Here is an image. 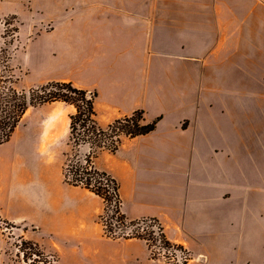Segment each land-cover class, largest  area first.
I'll list each match as a JSON object with an SVG mask.
<instances>
[{
	"label": "crops",
	"instance_id": "obj_1",
	"mask_svg": "<svg viewBox=\"0 0 264 264\" xmlns=\"http://www.w3.org/2000/svg\"><path fill=\"white\" fill-rule=\"evenodd\" d=\"M114 2L77 22V86L97 95L102 127L136 111L158 123L94 167L119 183L128 220H157L190 262L243 260L264 247V0H191L196 13ZM9 145L0 146V220L22 240L58 264H164L143 239L105 235L100 197L41 168L29 178ZM7 249L0 226V264H16Z\"/></svg>",
	"mask_w": 264,
	"mask_h": 264
},
{
	"label": "rangeland",
	"instance_id": "obj_2",
	"mask_svg": "<svg viewBox=\"0 0 264 264\" xmlns=\"http://www.w3.org/2000/svg\"><path fill=\"white\" fill-rule=\"evenodd\" d=\"M131 1L133 8H139L141 0ZM164 1L166 13L178 10L181 13H196V7L190 5L191 0H187L185 6L176 4L179 0ZM115 5H119V2L116 4L114 0H0V46L10 41L8 36L11 31L17 30L11 48L13 87L19 92H29L51 82H71L79 88L76 80L79 75V51L83 46L78 42L77 22L82 16L108 14L110 7ZM75 113L73 106L63 102L29 109L9 141L11 145L6 155H14L15 163L26 169L29 178L37 177L38 169L41 168L45 175L64 181V174H69L75 165L76 154L88 156L91 151L90 146L74 149L70 143V116ZM103 152L109 151L103 149L99 151V155ZM35 168L37 170H34ZM99 222L102 223L100 220ZM2 223L4 222L0 220V226L9 228L6 231L7 235L16 233L14 240H9L6 235L10 249L7 250L8 253H12L10 255L12 261L24 264L17 251V245L19 246L17 241L20 240L17 230H11L14 226L12 224ZM118 231L121 229L116 230ZM132 231H139L144 238L151 240L149 245L153 259L164 264H177L174 261L175 251L163 248L159 241H156L157 237L150 236V232L146 233L136 227L126 232ZM42 252L55 256L58 261L57 254L46 253L44 250ZM26 257L24 260L28 263L30 256ZM32 264H37V261ZM188 264L213 263H208L202 258L198 259L197 263ZM227 264H264V247L254 248L252 254L246 255L243 260L230 261Z\"/></svg>",
	"mask_w": 264,
	"mask_h": 264
},
{
	"label": "trees",
	"instance_id": "obj_3",
	"mask_svg": "<svg viewBox=\"0 0 264 264\" xmlns=\"http://www.w3.org/2000/svg\"><path fill=\"white\" fill-rule=\"evenodd\" d=\"M17 30L11 31L9 42L0 46V146L8 143L22 123L27 111L45 104L63 102L75 108L70 116V143L74 149L90 146L89 155L76 154L75 165L64 174V182L71 187L86 189L100 197L105 204L104 214L99 217L108 238L117 239V229L126 232L132 227L143 229L168 250H183L182 246L171 243L157 220H128L122 213L119 183L105 172L95 169L94 163L99 151L105 149L115 153L125 139H135L152 133L158 121L146 123L144 112L136 111L129 117L116 119L107 127L98 123L96 114L97 95L75 87L71 82H51L36 90L19 92L13 87L14 76L11 68V48ZM118 222V224H116ZM127 238V237H126ZM128 238L150 239L132 231ZM25 246L34 244L24 241Z\"/></svg>",
	"mask_w": 264,
	"mask_h": 264
},
{
	"label": "built area",
	"instance_id": "obj_4",
	"mask_svg": "<svg viewBox=\"0 0 264 264\" xmlns=\"http://www.w3.org/2000/svg\"><path fill=\"white\" fill-rule=\"evenodd\" d=\"M116 224H118V222H116ZM1 228L4 234L7 235L6 231H8L9 228L7 227L4 228L2 226ZM11 230H17V228L13 226L11 227ZM9 235H7L9 237V240H14L16 233L12 232ZM114 235L117 236L118 238H126V237L128 238L132 236V233L124 232L121 230V231L115 232ZM23 243H24V240H22L21 238L20 240L17 241V244H19V246L17 245V251L20 254L19 256L22 258L24 264H32L36 261H37V264H57L58 263L55 256L44 254L42 250L39 249L38 246L34 245L33 248H31L29 246H25ZM171 250L175 251L176 260L174 261H176L177 264H188L190 262V259H191L190 255L184 248L183 250H176V249H171ZM26 256L27 257L30 256L28 259V263H26V261L24 260Z\"/></svg>",
	"mask_w": 264,
	"mask_h": 264
}]
</instances>
